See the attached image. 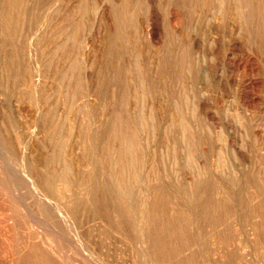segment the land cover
Wrapping results in <instances>:
<instances>
[{"label": "rangeland", "instance_id": "obj_1", "mask_svg": "<svg viewBox=\"0 0 264 264\" xmlns=\"http://www.w3.org/2000/svg\"><path fill=\"white\" fill-rule=\"evenodd\" d=\"M0 264H264V0H0Z\"/></svg>", "mask_w": 264, "mask_h": 264}]
</instances>
